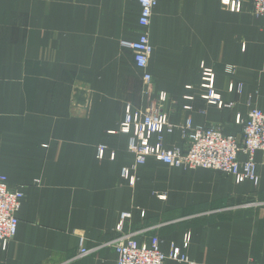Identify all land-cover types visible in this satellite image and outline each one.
Segmentation results:
<instances>
[{
	"label": "crops",
	"instance_id": "obj_1",
	"mask_svg": "<svg viewBox=\"0 0 264 264\" xmlns=\"http://www.w3.org/2000/svg\"><path fill=\"white\" fill-rule=\"evenodd\" d=\"M236 1L239 12L221 0H157L146 88L120 46L139 37L137 0H0V176L24 194L0 264H116L107 243L126 212L124 233L155 236L165 256L178 248L186 259L165 264H264V152L255 154L258 185L236 184L154 158L133 167L119 132L127 106L145 112L161 91L165 149L186 148L177 127L188 119L240 138L238 118L249 107L264 113V18L251 0ZM202 66L230 108L202 98ZM81 239L96 251L77 259Z\"/></svg>",
	"mask_w": 264,
	"mask_h": 264
},
{
	"label": "built area",
	"instance_id": "obj_2",
	"mask_svg": "<svg viewBox=\"0 0 264 264\" xmlns=\"http://www.w3.org/2000/svg\"><path fill=\"white\" fill-rule=\"evenodd\" d=\"M140 5L138 25L140 34L136 40H121L120 46L133 54L136 67L143 72L142 81L146 88L152 83V76L147 72L152 46L149 40V27L153 9L157 0H137ZM252 13L257 18H264V0H251ZM231 12H239L241 3L236 0H221ZM201 88L205 90L202 98L218 108H230L232 104H225L219 94L215 92V76L211 69L201 67ZM228 90L242 92V85L230 84ZM147 91V90H146ZM167 94L163 91L151 101L145 112L133 111L130 106L125 108L124 118L119 132L129 136L128 152L132 155L133 167L143 165L148 158H154L170 168L206 169L231 176L236 184L252 182L259 183L256 152H264V113L256 107H249L245 120L238 118L237 124L242 126L241 137L225 135L215 126H193L190 119L177 128L186 144L184 150L178 148L165 149L162 146L163 132L168 125V116L163 111ZM185 109H190L186 107ZM155 137L156 143L151 144ZM107 147L100 145L97 148V158L102 159ZM242 155L244 160H240ZM110 158H114L111 153ZM121 177L133 185L135 180L128 168H123ZM24 194L19 189L10 187L5 176H0V243L5 244L12 240L17 232L18 211L22 205ZM130 213H122L116 231L120 237L107 243L116 252V264H165L170 259L185 262V257L178 248H172L165 256L159 248V240L152 236L147 242H139L135 233H124V221ZM188 236L184 240V247L188 245ZM95 249H86L83 240H80L77 259L94 253Z\"/></svg>",
	"mask_w": 264,
	"mask_h": 264
},
{
	"label": "rangeland",
	"instance_id": "obj_3",
	"mask_svg": "<svg viewBox=\"0 0 264 264\" xmlns=\"http://www.w3.org/2000/svg\"><path fill=\"white\" fill-rule=\"evenodd\" d=\"M256 203V202H255ZM246 205H248V204H246Z\"/></svg>",
	"mask_w": 264,
	"mask_h": 264
}]
</instances>
